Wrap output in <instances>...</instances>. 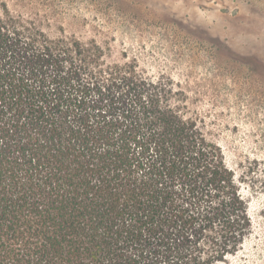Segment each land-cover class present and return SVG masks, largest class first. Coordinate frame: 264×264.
<instances>
[{
  "label": "trees",
  "instance_id": "1",
  "mask_svg": "<svg viewBox=\"0 0 264 264\" xmlns=\"http://www.w3.org/2000/svg\"><path fill=\"white\" fill-rule=\"evenodd\" d=\"M100 54L0 5V264L224 261L253 220L221 148L170 82Z\"/></svg>",
  "mask_w": 264,
  "mask_h": 264
},
{
  "label": "rangeland",
  "instance_id": "2",
  "mask_svg": "<svg viewBox=\"0 0 264 264\" xmlns=\"http://www.w3.org/2000/svg\"><path fill=\"white\" fill-rule=\"evenodd\" d=\"M51 37L97 45L178 91L249 198L253 229L218 264H264V0H0Z\"/></svg>",
  "mask_w": 264,
  "mask_h": 264
}]
</instances>
